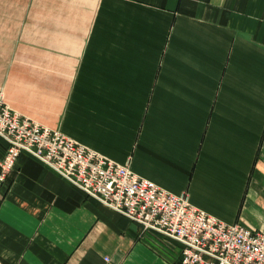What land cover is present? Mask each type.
I'll list each match as a JSON object with an SVG mask.
<instances>
[{"label":"crops","instance_id":"1","mask_svg":"<svg viewBox=\"0 0 264 264\" xmlns=\"http://www.w3.org/2000/svg\"><path fill=\"white\" fill-rule=\"evenodd\" d=\"M0 90L19 114L264 232V0H0ZM0 264L183 263L179 243L22 152L0 186Z\"/></svg>","mask_w":264,"mask_h":264},{"label":"built area","instance_id":"2","mask_svg":"<svg viewBox=\"0 0 264 264\" xmlns=\"http://www.w3.org/2000/svg\"><path fill=\"white\" fill-rule=\"evenodd\" d=\"M0 186L27 152L87 196L182 246L183 264H264V232L229 224L134 173L129 166L13 110L0 90Z\"/></svg>","mask_w":264,"mask_h":264},{"label":"rangeland","instance_id":"3","mask_svg":"<svg viewBox=\"0 0 264 264\" xmlns=\"http://www.w3.org/2000/svg\"><path fill=\"white\" fill-rule=\"evenodd\" d=\"M2 76V75H1ZM46 84H48V83H46Z\"/></svg>","mask_w":264,"mask_h":264}]
</instances>
